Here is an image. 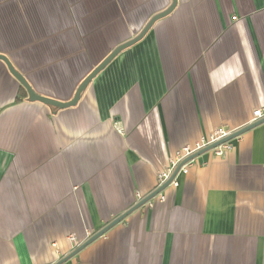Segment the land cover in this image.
Returning a JSON list of instances; mask_svg holds the SVG:
<instances>
[{
  "label": "crops",
  "instance_id": "0c3cea01",
  "mask_svg": "<svg viewBox=\"0 0 264 264\" xmlns=\"http://www.w3.org/2000/svg\"><path fill=\"white\" fill-rule=\"evenodd\" d=\"M170 3L0 0V53L69 100ZM19 86L0 59V264H52L157 189L180 147L264 105V0H179L57 113ZM230 143L63 264H264V123Z\"/></svg>",
  "mask_w": 264,
  "mask_h": 264
},
{
  "label": "water",
  "instance_id": "95a60500",
  "mask_svg": "<svg viewBox=\"0 0 264 264\" xmlns=\"http://www.w3.org/2000/svg\"><path fill=\"white\" fill-rule=\"evenodd\" d=\"M179 0H171V3L167 5L165 9L162 11H159L155 13L154 15L149 18V20L146 22V24L143 26V28L136 34L135 36L131 37L130 39L126 40L125 42H121L118 45H116L111 51L100 61L98 64L84 77V79L79 83L77 89L75 90V93L73 97L69 100H60L51 96H47L41 93H38L35 91L29 80L25 77L23 73H21L13 64L11 59L3 54L0 53V59L5 62L7 65L10 73L19 80V83L23 85L27 92H28V100L33 102H41L47 106L55 107L56 109H53L54 113H57L61 109L69 108L76 106L77 103L82 98L83 93L86 91L90 83L93 81V79L99 75V73L105 69L123 50L127 49L128 47L133 46L137 42L141 41L147 33L153 28V26L156 24L157 21L167 17L170 15L177 7ZM264 123V117L252 122L248 123L247 125L236 129L231 134H229L227 137L212 143L208 145L207 147L197 151L196 153L192 154L191 156L184 159L175 169L172 176L162 185H160L157 189H155L152 193L144 197L142 200L138 201L136 204H134L132 207H130L128 210L123 212L121 215L107 223L104 227H102L100 230L95 232L92 236L88 237L85 241H83L80 245H78L73 251H71L66 256L62 257L58 261L52 264H63L73 256H75L79 251L84 249L86 246H88L90 243L95 241L97 238L105 234L110 228H112L114 225L118 224L121 220H123L125 217H127L130 213L138 209L141 205L145 204L147 201L154 198L157 194H159L161 191H163L166 187L169 186L170 181L174 178L180 167L187 161L192 160L196 158V156H199L203 152L210 151L212 148H214L217 145H220L224 142H227L231 139H234L235 137L243 134L244 132L256 127L259 124Z\"/></svg>",
  "mask_w": 264,
  "mask_h": 264
},
{
  "label": "built area",
  "instance_id": "2783aa9c",
  "mask_svg": "<svg viewBox=\"0 0 264 264\" xmlns=\"http://www.w3.org/2000/svg\"><path fill=\"white\" fill-rule=\"evenodd\" d=\"M264 117V105L261 107H257L253 111V116L249 123H252L260 118ZM233 129H228L225 126H219L215 128L209 135L202 137L198 141L194 142L193 144H185L182 147H180L174 155L170 159V163L168 167L158 173V179H159V185L164 184L173 174L177 166L187 157L191 156L192 154L196 153L197 151L207 147L208 145L215 143L225 137H227L229 134H231ZM232 145L230 143V140L227 142H224L220 145L215 146L210 151L214 152L216 155H225L227 151L231 150ZM193 160V159H192ZM192 160H189L185 162L174 178L170 181V186H178L179 185V175L181 173L186 174L189 171L190 163ZM161 199H164V195L160 196ZM74 245H77V237L75 234H69L68 238Z\"/></svg>",
  "mask_w": 264,
  "mask_h": 264
},
{
  "label": "trees",
  "instance_id": "16d2710c",
  "mask_svg": "<svg viewBox=\"0 0 264 264\" xmlns=\"http://www.w3.org/2000/svg\"><path fill=\"white\" fill-rule=\"evenodd\" d=\"M19 87H20L19 88V93H18V95L16 97V100H20L22 97H25V98L28 99V92H27L26 88L23 85H21V84H20ZM51 108L52 109H56L55 107H51Z\"/></svg>",
  "mask_w": 264,
  "mask_h": 264
}]
</instances>
